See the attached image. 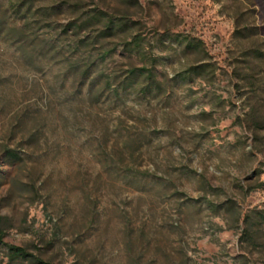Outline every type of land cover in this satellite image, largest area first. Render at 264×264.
Listing matches in <instances>:
<instances>
[{"label":"rangeland","instance_id":"1","mask_svg":"<svg viewBox=\"0 0 264 264\" xmlns=\"http://www.w3.org/2000/svg\"><path fill=\"white\" fill-rule=\"evenodd\" d=\"M63 1L36 6H54L48 20L62 26L77 16ZM80 2L128 23L108 42L117 53L107 66L122 74L142 65L119 54L137 35L159 58L164 91L89 113L82 81L48 47L32 64L15 38L0 36L4 243L46 264H264V0ZM37 19L27 53L51 35ZM188 39L204 51L185 52L179 43ZM193 66L205 72L182 76ZM106 120L110 142L116 125L150 139L136 164L168 191L118 190L99 164ZM6 148L23 161H6ZM0 264H10L2 245Z\"/></svg>","mask_w":264,"mask_h":264},{"label":"trees","instance_id":"2","mask_svg":"<svg viewBox=\"0 0 264 264\" xmlns=\"http://www.w3.org/2000/svg\"><path fill=\"white\" fill-rule=\"evenodd\" d=\"M44 0H0V36L7 35L15 38L20 46V51L25 58H29L32 64L39 58L41 49L51 50L50 59H60L64 64L65 73H71L75 79H80L79 95L81 103L89 107V113L94 108L105 111L125 105L132 96L137 99H155L164 91L165 84L159 79V58L153 55L149 44L139 36H130L120 46V55L128 59H138L142 65H129L121 73L109 68L106 60L117 53L116 49H109L110 40L124 37L129 32L128 23L122 19L111 16L99 9L84 10L81 0H64L62 5L73 14L77 15L66 25L59 26L48 20L56 14L54 6H36V3ZM38 18L37 22L43 23L48 29L50 37L42 41V45H35L32 52L27 53L25 46L31 36L38 37V30L29 23L31 19ZM60 29V30H59ZM34 32V33H33ZM71 41L64 45L63 39ZM33 39L30 44H33ZM185 52L202 53V42L188 39L179 43ZM45 47V48H44ZM27 55V56H26ZM59 61V60H58ZM204 67H190L182 76H198L204 73ZM84 91V92H83ZM81 98V97H80ZM74 102V99L71 100ZM87 102V103H86ZM106 108V109H105ZM74 108H70L72 111ZM91 116V115H89ZM120 120V118H119ZM63 127L70 126L69 118H62ZM103 145L99 149L104 158L99 161L100 167L107 176L117 183L119 191L132 189L142 193H156L163 195L168 191L165 182L141 172L138 168L136 156L143 154V148L150 142L146 135L133 139L131 134L124 133L118 125L114 126L117 137L110 142L108 137L109 123L102 121ZM3 157L9 162H22L20 152L6 148ZM187 173V172H186ZM208 207L215 210L217 207L210 203ZM0 218V245L5 247L10 264H46L37 254H31L22 247L4 243V231Z\"/></svg>","mask_w":264,"mask_h":264}]
</instances>
